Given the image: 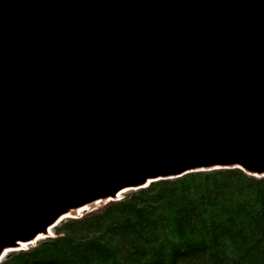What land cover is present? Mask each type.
<instances>
[{
  "label": "water",
  "instance_id": "water-1",
  "mask_svg": "<svg viewBox=\"0 0 264 264\" xmlns=\"http://www.w3.org/2000/svg\"><path fill=\"white\" fill-rule=\"evenodd\" d=\"M9 3L0 261L157 180L264 175V0Z\"/></svg>",
  "mask_w": 264,
  "mask_h": 264
},
{
  "label": "trees",
  "instance_id": "trees-1",
  "mask_svg": "<svg viewBox=\"0 0 264 264\" xmlns=\"http://www.w3.org/2000/svg\"><path fill=\"white\" fill-rule=\"evenodd\" d=\"M0 264H264V175L161 179L53 228Z\"/></svg>",
  "mask_w": 264,
  "mask_h": 264
},
{
  "label": "bare ground",
  "instance_id": "bare-ground-1",
  "mask_svg": "<svg viewBox=\"0 0 264 264\" xmlns=\"http://www.w3.org/2000/svg\"><path fill=\"white\" fill-rule=\"evenodd\" d=\"M20 0H7V3H9V5H11V2H19ZM13 6V5H12ZM24 11V10H23ZM22 11V12H23ZM30 12V11H29ZM27 15V14H26ZM53 16V15H52ZM29 17V16H28ZM51 18V17H50ZM5 19V18H4ZM33 19V18H32ZM6 20V19H5ZM47 20H49V19H47ZM5 22V21H4ZM39 22V21H38ZM1 23H3V21L1 20ZM25 26H24V29H23V31H22V34H21V36H26L27 34H29V33H27L26 32V27H32V26H34V25H31V23H28V19H25ZM6 24V23H5ZM33 24V23H32ZM38 24V23H37ZM43 24V23H42ZM34 27H37V26H34ZM33 28V27H32ZM22 30V29H21ZM9 31V29L7 28V27H5L4 25H1L0 24V45L1 44H3L4 42L5 43H9L10 41H12V36H10V31ZM37 33H39V31H37ZM33 34V33H32ZM38 35V34H37ZM38 37V36H37ZM15 39H17V37H15ZM29 39H30V37H29ZM33 39V38H32ZM35 39V38H34ZM14 40V39H13ZM26 40V39H25ZM29 41V40H28ZM207 125V124H206ZM201 126V125H200ZM199 127V126H198ZM200 129H202V128H200ZM208 129V128H207ZM211 129V127H209V130ZM194 130V129H193ZM1 141V140H0ZM2 142H3V140H2ZM4 143V142H3ZM3 143H1V145H3ZM0 145V146H1ZM2 147V146H1ZM254 160V159H253ZM105 190V189H104ZM93 192V191H92ZM97 193H100V191H94L93 192V194L95 195V194H97ZM109 203V202H108ZM97 205H99V204H97ZM25 225V224H24Z\"/></svg>",
  "mask_w": 264,
  "mask_h": 264
},
{
  "label": "rangeland",
  "instance_id": "rangeland-1",
  "mask_svg": "<svg viewBox=\"0 0 264 264\" xmlns=\"http://www.w3.org/2000/svg\"><path fill=\"white\" fill-rule=\"evenodd\" d=\"M145 173V172H144ZM54 183V182H53ZM53 189V188H52ZM73 189V188H72ZM50 194V193H49ZM33 213V212H32Z\"/></svg>",
  "mask_w": 264,
  "mask_h": 264
}]
</instances>
